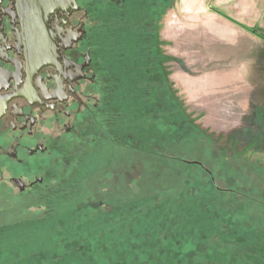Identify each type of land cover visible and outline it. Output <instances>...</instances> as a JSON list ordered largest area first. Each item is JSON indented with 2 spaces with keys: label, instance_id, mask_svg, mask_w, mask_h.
Returning a JSON list of instances; mask_svg holds the SVG:
<instances>
[{
  "label": "rangeland",
  "instance_id": "rangeland-1",
  "mask_svg": "<svg viewBox=\"0 0 264 264\" xmlns=\"http://www.w3.org/2000/svg\"><path fill=\"white\" fill-rule=\"evenodd\" d=\"M117 1L99 123L0 182V264H264V0Z\"/></svg>",
  "mask_w": 264,
  "mask_h": 264
},
{
  "label": "flooded vegetation",
  "instance_id": "flooded-vegetation-1",
  "mask_svg": "<svg viewBox=\"0 0 264 264\" xmlns=\"http://www.w3.org/2000/svg\"><path fill=\"white\" fill-rule=\"evenodd\" d=\"M89 4L76 0L68 11L49 16L54 59L37 68L25 59L30 46L17 2L0 0V182L14 187L16 196L43 185L44 178L36 175L41 163L48 166L99 123L107 57Z\"/></svg>",
  "mask_w": 264,
  "mask_h": 264
},
{
  "label": "water",
  "instance_id": "water-1",
  "mask_svg": "<svg viewBox=\"0 0 264 264\" xmlns=\"http://www.w3.org/2000/svg\"><path fill=\"white\" fill-rule=\"evenodd\" d=\"M17 10L23 20L24 39L29 47L25 59L41 67L52 63L53 47L48 28V18L57 10L68 11L76 0H15ZM48 36L49 41H46Z\"/></svg>",
  "mask_w": 264,
  "mask_h": 264
}]
</instances>
